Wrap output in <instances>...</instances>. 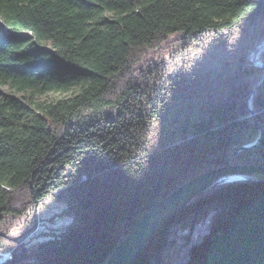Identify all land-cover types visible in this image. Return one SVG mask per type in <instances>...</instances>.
<instances>
[{"label":"trees","instance_id":"obj_1","mask_svg":"<svg viewBox=\"0 0 264 264\" xmlns=\"http://www.w3.org/2000/svg\"><path fill=\"white\" fill-rule=\"evenodd\" d=\"M263 41L264 0H0V224L49 197L71 216L31 264H104L155 202L252 142L255 121L260 143L231 163L264 165V80L248 108ZM132 264H264V180L197 194Z\"/></svg>","mask_w":264,"mask_h":264},{"label":"water","instance_id":"obj_2","mask_svg":"<svg viewBox=\"0 0 264 264\" xmlns=\"http://www.w3.org/2000/svg\"><path fill=\"white\" fill-rule=\"evenodd\" d=\"M261 67L264 69V62L261 64ZM263 80L264 75L248 98V108L251 111L252 96L259 89ZM251 115L253 116V113ZM255 123L259 128V132L252 142L239 146L234 152L226 153L223 165L211 168L192 177L155 202L133 228L117 243L104 264H132L136 255L167 220L182 210L197 194L210 189L214 184L245 179L264 180V165L256 163H231V157L235 153L257 146L260 143L262 128L257 121Z\"/></svg>","mask_w":264,"mask_h":264},{"label":"rangeland","instance_id":"obj_3","mask_svg":"<svg viewBox=\"0 0 264 264\" xmlns=\"http://www.w3.org/2000/svg\"><path fill=\"white\" fill-rule=\"evenodd\" d=\"M171 44L172 42L169 44L164 43L157 50L149 49L144 56L145 60H157L163 58L162 56H167ZM263 50L264 41L260 46L257 45L255 51L250 52L253 64L260 68H262L261 64L264 62L261 54ZM137 66L140 67V64L138 63ZM46 96L49 98L50 96H57V94H47ZM70 221L71 216L65 211V204L53 197H49L41 205L35 206L27 215L7 216L0 224V233L13 238L15 244L9 245L10 248L0 250V259H2L3 253L11 254V258H6L0 264H6L12 259H14V262L11 264H31L33 261L32 255L38 244L50 238L52 230H62ZM204 229L203 225L198 231L203 233ZM14 249L17 253L24 251V255L14 257Z\"/></svg>","mask_w":264,"mask_h":264},{"label":"built area","instance_id":"obj_4","mask_svg":"<svg viewBox=\"0 0 264 264\" xmlns=\"http://www.w3.org/2000/svg\"><path fill=\"white\" fill-rule=\"evenodd\" d=\"M2 259H0V262H3L6 258H11V254L10 253H3L2 254Z\"/></svg>","mask_w":264,"mask_h":264}]
</instances>
